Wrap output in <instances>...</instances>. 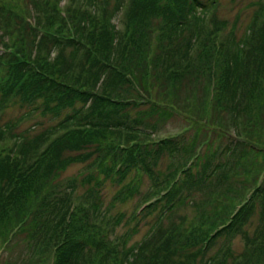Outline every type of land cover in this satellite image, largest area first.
I'll use <instances>...</instances> for the list:
<instances>
[{
  "label": "trees",
  "instance_id": "1",
  "mask_svg": "<svg viewBox=\"0 0 264 264\" xmlns=\"http://www.w3.org/2000/svg\"><path fill=\"white\" fill-rule=\"evenodd\" d=\"M22 1L0 3V14L6 9L20 17L16 24L9 22L11 45L0 35L5 46L0 54V248L15 245L22 235L31 249L30 264H264V251L258 257L249 258L250 250L234 257L230 242L212 252L220 239L239 235L250 248L264 249V169L255 185L243 186L240 194L232 184L234 177H249L257 168H236L238 157L247 162L264 149L255 135L249 138L245 124L261 127L264 118V15H255L242 37L234 33L224 40L219 29L204 33L205 15L219 0H115L113 16L130 7L123 32L109 23L112 0H82L94 9L72 13V26L56 8L63 0H32L38 25L45 16L55 27L45 31L24 22L27 11L18 9ZM187 31L191 35L184 47ZM205 83L202 115L188 113L198 119L191 126L202 139L199 134L186 147L181 138L144 144L130 139L152 137L159 127L150 111L188 110L187 99L193 96L196 102ZM210 95V113L219 114L214 119L206 115ZM11 104L25 113L4 121ZM257 113V119L251 117ZM36 114L51 125L32 135L31 129L16 132L25 118ZM223 115L231 117L232 126L224 124ZM231 128L239 138L225 130ZM9 136L12 146L2 149ZM210 144L209 152L202 153ZM182 155L188 158L184 165L165 174L158 170L165 156ZM213 158L215 164L209 161ZM87 162V198L72 209L74 187L58 184L61 172ZM145 175L156 194L143 201L136 218L162 209L152 228L173 239L164 243L167 248H157L154 260L147 257L151 248L144 252L140 245L123 250V260L96 228L105 204L102 191L111 181L120 189L111 203L129 199L139 188L132 180L124 183L133 176L140 182ZM218 188V194L213 192ZM199 199L207 207L199 208L198 224L174 225L173 218L198 206ZM260 208V228L250 237L245 228Z\"/></svg>",
  "mask_w": 264,
  "mask_h": 264
},
{
  "label": "rangeland",
  "instance_id": "2",
  "mask_svg": "<svg viewBox=\"0 0 264 264\" xmlns=\"http://www.w3.org/2000/svg\"><path fill=\"white\" fill-rule=\"evenodd\" d=\"M6 1V2H4ZM18 1L22 0H1L0 3L4 2L3 4H8L9 2L15 3ZM27 1V2H26ZM32 0H25L22 1L24 4H19L18 9H23L24 11H27L26 16L24 18V22L27 21L32 25L36 26L37 28L41 27L45 31H51L53 28V23L48 25L46 21V17L43 16L44 20L43 23L39 26L38 22L36 20V16L33 10V4L31 3ZM43 0H38V3H40ZM72 3L74 4V7L72 6ZM115 0H112L111 2V7H109L108 11V16H109V23L111 25H115V30L118 32H123L126 29V26L128 25L126 13L128 14L130 7L125 5L123 7V10L118 13L116 16L112 15V9L114 6ZM45 5V2L44 4ZM15 6V5H14ZM40 7H42L40 5ZM45 7L50 8V3L48 2ZM0 7V12H1ZM60 8L61 11L59 13L63 15L67 19V23L72 26V21L73 19L69 16H71L72 13L75 11L80 14H82V11L84 12L85 10L92 11L94 8L92 7H87L84 6V3L82 0H63L58 4V7ZM55 8V10H56ZM98 12L97 18L100 19V16L103 14L102 9H96ZM2 12L5 13L6 17L4 14H0V35L3 34L6 36L5 42L7 45H11L13 37L10 36V21L13 22V24H16L20 21L19 18L12 17L9 12L3 10ZM57 12V10H56ZM23 13V12H22ZM203 12L201 13V16H203ZM264 15V0H219V3L217 7H214L211 9V11L207 12L205 15V26L208 28L207 30H204V33L207 34L208 31L215 29L217 31L218 29L222 31L223 33V39L230 38L234 33L237 34L238 38L242 37L248 30V27L255 15ZM41 16V17H42ZM53 27V28H52ZM233 32V33H232ZM187 35V36H186ZM191 33L185 32V43L184 47L187 46L188 43V36H190ZM128 37V34L126 35ZM2 37V36H0ZM209 37V36H208ZM2 41H0V54H4V49L5 46L2 45ZM56 55V52L51 56L53 59ZM195 55V54H194ZM193 55V56H194ZM35 57V55L33 56ZM207 89V84H203L202 92L200 96H198L197 101L194 102L193 96H190L186 102L187 104V109L181 111L178 108L174 109H167L166 111L157 113V111H150L152 115H155L156 117L154 118L157 123L159 130L156 132V134H152V137L147 138L145 136H131V140H136L138 143L144 144V143H156L159 142L165 138H176L179 140H182V142H185L186 146H188V142L192 140V138L197 137L199 134H201V139L204 137L201 132L197 133L198 129L195 127L192 130L191 123L198 121L197 118H189V114H192V117L194 115H202V110H203V105L205 100H203V95L205 93L204 90ZM209 89V88H208ZM212 89V82H210V90ZM211 92V91H210ZM211 94V93H210ZM155 99V98H154ZM211 95L210 98H207L206 101V115L210 119H214L219 117L218 111L216 113L211 112L210 113V103ZM185 106V105H182ZM144 106L143 108L145 109ZM164 107V106H163ZM166 109V107H164ZM168 108V107H167ZM143 109V110H144ZM263 111H261V114ZM25 113L24 109L20 107V105H14L11 104L7 110L5 111V114L2 116V120H10V119H18L21 115ZM159 115V117L157 116ZM264 115V114H263ZM262 115V116H263ZM251 117L257 119L258 118V113L252 115ZM222 119L224 121L225 125L232 126L233 121L230 116L228 115H223ZM2 122V121H1ZM261 122V127L258 125H250L247 120H245V124H247V134H249V138H252L255 135L256 141H258L259 144H262L264 147V118L260 120ZM259 122V124H260ZM194 124V123H193ZM38 125V126H35ZM51 125L46 121L43 117H41L39 114H36L34 117L31 118H25L19 125V128L16 132H22L25 131L26 129H31L30 134H36L40 131H42L44 128L47 126ZM259 127V130H256L254 127ZM252 127V128H251ZM226 131L230 132L229 135H232V138L234 136H237V133L235 132V129L231 128L230 129H225ZM184 132V133H183ZM182 137H179L178 135L182 134ZM251 134V135H250ZM251 136V137H250ZM228 137V136H227ZM244 138V136L242 135ZM209 140V136L207 137ZM200 139V140H201ZM230 139V138H229ZM225 142L227 144L230 140ZM252 141V139H251ZM14 140L9 136L5 142H3L2 149L9 150L6 147H11L13 144ZM241 142V141H240ZM237 142V148H239ZM253 142V141H252ZM200 143V141H199ZM241 144V143H240ZM212 144H210L207 148H202V153L205 152L208 153V148H211ZM259 156L257 153H252L249 158H247V162L241 161L238 157V160L236 161V168H240V164H243L247 167L248 166H257L256 169H251L253 170V174H251L249 177H243L240 179H236L234 177V174H230V177H234V181H232L233 186L237 187V193L240 194L241 188L243 186L245 187H253L255 185L254 181L256 177L258 176L259 172L264 169V149L260 150ZM215 159L209 160L211 163L215 164ZM188 161V158L186 156H180L179 158H171L165 156L162 158L159 162V168L158 170L161 171L162 174H165L168 170L175 169L177 167H180L184 165ZM91 165L90 162L87 163H77L74 165H71L67 167L63 172H61L60 179L62 181L58 182L62 183L63 188L69 189V187H74L73 193L70 196L71 197V207L72 209H76L80 203H83V201L86 200L87 198V184L83 180H87V177L89 176V166ZM259 170V171H258ZM134 177V176H133ZM131 177L128 181L124 183V186L127 185L129 182H132L135 189L136 187L139 188L138 192H134V194L129 198V199H124L120 200L119 202H116L115 204L111 203V200L115 197L116 193L120 190L119 187L116 185L113 186L114 184L109 181L106 182V186L103 188V193L105 195V204L103 206V210L101 214L96 217L95 223L97 224V231L100 233H103L107 242L110 243L112 247V253L116 257H121L124 260V251L131 246H136L140 245L142 246V250L145 252V249L148 247L151 248L150 255L147 256L150 260H154L156 255L158 254L156 251H160L161 249L167 248L171 240L173 239L172 237H163L162 231L152 228L156 223V220L159 218V215L162 211L159 210L156 213H153L151 215L145 216V212L141 214L139 218H136L135 213L137 211V208L142 206L143 201L145 199H149V197L153 196L156 194L155 188L153 189L148 177L145 175L141 178L140 182L137 180L135 183V179ZM102 178V176H100ZM137 179V178H136ZM163 179V178H162ZM161 179V180H162ZM264 180V174L261 177V181ZM71 181H74L71 183ZM260 181V183H261ZM237 182V183H236ZM74 184V186L72 185ZM112 184V185H111ZM259 186V183L257 184ZM155 191V193H153ZM215 191L216 194L220 192V189H214L213 192ZM214 195V194H213ZM215 196V195H214ZM230 197V196H229ZM154 201V200H153ZM205 199H199V204L198 206L191 205L187 209L183 210L180 212L178 215H176L173 218L174 225L175 224H182L181 227H187L189 224H194L196 220L200 216V210H205L207 207L205 204ZM148 210V209H147ZM262 209L260 208L257 210V212L252 216L250 219L249 223L247 224L245 231L252 237L256 231L260 228V223L262 222L261 217L263 214ZM185 217V223H184V218ZM184 223V225H183ZM198 222H196V225ZM165 226L169 227L170 223L166 222L164 224ZM136 229H138V233H136ZM264 229V227H263ZM165 240V241H164ZM164 241V242H163ZM167 241L168 245H164V243ZM225 242H230V248L232 255L234 257H239L243 256L247 253V250H250V257L255 256L258 257L261 251H264V249L261 250H254L250 248L248 241L245 237L239 235L235 238H233L231 241L228 240V238H222L218 241L217 245L215 248L212 250V252H215L223 243ZM15 243V242H14ZM12 245L9 248H6V250H3L0 248V264H30V260L33 258L31 255V249L28 246L27 240L24 239V236H20L17 239L16 244ZM14 245V246H13ZM156 248L155 250H153ZM157 248H160L158 250ZM120 252V253H119ZM122 255V256H121ZM260 256H264V252L260 254ZM247 257V256H245ZM46 264H51L46 263ZM124 264H127L125 261Z\"/></svg>",
  "mask_w": 264,
  "mask_h": 264
}]
</instances>
